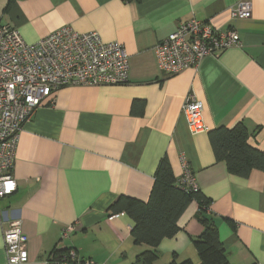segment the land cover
I'll list each match as a JSON object with an SVG mask.
<instances>
[{"label": "crops", "instance_id": "crops-1", "mask_svg": "<svg viewBox=\"0 0 264 264\" xmlns=\"http://www.w3.org/2000/svg\"><path fill=\"white\" fill-rule=\"evenodd\" d=\"M240 1L250 17H233ZM236 30L241 45L205 57L197 67L163 71L156 46L192 18ZM0 19L33 44L64 26L96 31L124 44L128 80L61 87L23 124L16 149L17 190L0 198V264H9L4 230L15 219L28 235L29 261L73 248L99 264H144L127 212L108 213L121 195L148 201L160 161L176 177L188 163L233 264H264V169L248 177L216 158L209 132L243 122L249 143L264 151V0H0ZM204 103L207 129L193 132L183 112L188 93ZM192 202L179 230L157 247L153 264L200 262L194 239L203 225ZM74 226L67 237L63 231Z\"/></svg>", "mask_w": 264, "mask_h": 264}, {"label": "built area", "instance_id": "built-area-1", "mask_svg": "<svg viewBox=\"0 0 264 264\" xmlns=\"http://www.w3.org/2000/svg\"><path fill=\"white\" fill-rule=\"evenodd\" d=\"M232 15L250 17L251 2L237 3ZM241 44L236 30L222 31L194 17L160 41L156 53L162 70L175 74L197 67L209 55H219ZM129 69V54L124 44L105 42L96 31L80 33L71 26H64L30 44L17 27L0 19V198L17 190L13 174L16 149L23 124L35 110L64 86L124 83L128 80ZM183 112L193 132L207 129L204 103L194 91L188 93ZM179 183L199 189L187 162ZM73 229V225L66 227L63 237ZM4 241L9 264L29 261L28 235L20 219L12 220L4 230ZM45 264L99 263L69 248L60 256L51 255Z\"/></svg>", "mask_w": 264, "mask_h": 264}, {"label": "trees", "instance_id": "trees-1", "mask_svg": "<svg viewBox=\"0 0 264 264\" xmlns=\"http://www.w3.org/2000/svg\"><path fill=\"white\" fill-rule=\"evenodd\" d=\"M209 135L217 160L225 161L230 173L248 177L254 169H264V151L249 143L251 134L243 122L233 127L219 126L210 130ZM194 201L199 205L196 217L204 227L201 235L194 239L200 262L188 258L169 264H233L219 228L208 212L211 199L200 188L195 190L180 184L166 157L157 167L148 201L121 195L110 205L108 213L124 211L130 215L135 222L132 229L135 241L149 246L139 257L143 258L144 264H153L158 258L157 247L164 238L179 230V218ZM67 250L55 248L50 256H60Z\"/></svg>", "mask_w": 264, "mask_h": 264}]
</instances>
